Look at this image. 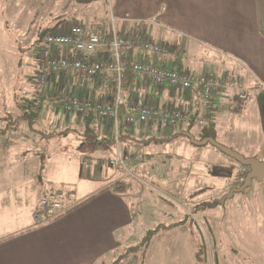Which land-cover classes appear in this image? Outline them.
<instances>
[{"label":"crops","instance_id":"1","mask_svg":"<svg viewBox=\"0 0 264 264\" xmlns=\"http://www.w3.org/2000/svg\"><path fill=\"white\" fill-rule=\"evenodd\" d=\"M51 2L56 14L54 24L60 20H73L90 30L109 29L104 27V19L99 16L107 7V14L119 23V27H115L121 36L137 38L145 27L148 39H143L177 46L174 53L160 55L143 52L138 47L130 48L128 59L131 61L146 59L166 67H181L194 74H214L242 83L251 92L249 101L256 105L258 124L264 134V0ZM63 87L66 98L90 95L95 100H107L113 95V87L104 78L68 76ZM135 89L140 98L148 99L152 105L157 102L160 108L168 110L180 106L182 109L186 105L187 110L204 112L200 92H182L153 84H139ZM50 90L58 93L55 85H50ZM212 101L213 105L208 109L214 114L215 131L219 126L221 104H232L237 111V101L245 102L240 100L236 89L217 90ZM55 106L61 110L56 103ZM49 112L44 111V116ZM31 115L25 118H32ZM59 116L61 118L56 120L53 116L55 121L49 129L39 131L30 127L29 135L39 141L36 147L21 135L18 141L0 142V264H105L118 251L124 229L136 223L137 215L129 199L130 176L109 166L99 167L101 173H98L88 165L92 159L86 151L94 148L93 145L104 150L103 154L97 155V162L115 156L116 148L112 151L109 147L104 149L103 145L111 142L112 135L109 139L104 136L110 129L109 124L99 121L102 135L90 147L87 138L91 135L94 119L98 118L89 120L87 115L63 111ZM17 125V122L9 123L5 130L0 128V134L6 136L17 131ZM137 128L130 127L125 138L148 132V128ZM84 134L85 139L82 138ZM71 135L81 136H77L78 141L71 151L65 149L66 144L60 152L50 149L48 141ZM131 138L135 140V137ZM40 139L47 141L46 144H41ZM102 139L105 140L103 143ZM251 156L260 159L256 152ZM42 161L66 166L62 167L59 176H39ZM53 182L74 186L67 189V196L75 207L59 219L38 224L33 212L39 207L40 196L54 187L50 185ZM143 182L146 187H153Z\"/></svg>","mask_w":264,"mask_h":264},{"label":"rangeland","instance_id":"2","mask_svg":"<svg viewBox=\"0 0 264 264\" xmlns=\"http://www.w3.org/2000/svg\"><path fill=\"white\" fill-rule=\"evenodd\" d=\"M53 10L51 0H0V128L13 119L18 123L17 131L0 134V142L18 141L21 135L36 147L39 141L29 135L30 127L39 131L49 129L53 121L61 118L62 110L54 102L45 101L41 108L35 105L41 66L38 36L41 30L54 25ZM106 11L107 7L99 14L104 27H119ZM133 96L145 100L136 91ZM246 102L237 101V111L232 104L220 105L216 140L246 157L256 152L264 161V134L258 124L257 108L253 101ZM48 110L44 116L43 112ZM28 114L32 118H25ZM99 121L110 124L109 120L94 119L87 138L90 147L102 135ZM137 127L148 128V132L120 141L121 149L135 156L128 162L132 173L126 176H130L132 183L129 199L137 219L133 227L124 229L118 251L105 264H112L117 258L119 264H264V179L254 178L244 191L221 203L231 189L245 182L249 167L211 143H193L185 134L165 141H142L146 137H164L166 130L167 136L184 131L188 128L186 120L172 127ZM201 127L196 122L191 128L196 140L200 139ZM109 128L104 134L108 139L115 132L113 123ZM77 136L48 141L50 149L60 152L66 144L65 149L71 151ZM45 142L41 140V144ZM103 145L112 151L116 148L111 142ZM93 146L86 151L92 159L88 165L101 173L99 167L108 166L101 159L103 163L99 165L96 157L104 150ZM65 166L42 161L38 175L59 176ZM143 181L153 187H146ZM50 185L64 189L66 195L67 189L74 187L58 182ZM212 200H218L217 205L207 207L206 202Z\"/></svg>","mask_w":264,"mask_h":264},{"label":"built area","instance_id":"3","mask_svg":"<svg viewBox=\"0 0 264 264\" xmlns=\"http://www.w3.org/2000/svg\"><path fill=\"white\" fill-rule=\"evenodd\" d=\"M108 30L110 36L107 37L106 29L90 30L77 21L62 20L56 28L44 33L40 42L41 66L37 76L35 105L40 108L45 101L55 102L64 113L78 115H85L93 110L99 120H109L111 125L113 123L116 132V154L105 161L107 166L125 175L132 173L128 162L135 156L123 151L120 146L118 134L121 104L124 105L125 123L129 126L172 127L189 117L186 110H162L158 106L148 104L146 100L139 101L133 93H130L129 99L126 100L123 94V79L128 71L138 81L144 79L149 84L161 88L169 87L182 92L199 91L200 103L204 110L209 107L217 90L236 89L240 100L246 102L251 99L250 90L231 79L218 78L214 74H194L176 68H164L155 61L146 59L129 61L130 48L138 47L143 52L155 55L166 54L167 50L157 42L121 36L114 24ZM75 75L107 79L115 90L114 96L107 100H94L90 95L64 97L63 86L67 83L68 76ZM50 85H55L58 93L51 91ZM200 124H203V120H200ZM68 200L63 190L50 187L42 194L39 209L33 212L34 219L38 224H43L65 215L71 207Z\"/></svg>","mask_w":264,"mask_h":264},{"label":"trees","instance_id":"4","mask_svg":"<svg viewBox=\"0 0 264 264\" xmlns=\"http://www.w3.org/2000/svg\"><path fill=\"white\" fill-rule=\"evenodd\" d=\"M62 20H60V21H57L53 26H51L50 28H45V29H43V30H41V32L39 33V36H38V41L39 42H41V39H42V37H43V35H44V33H46V32H48L49 30H52V29H54V28H56L57 27V25L59 24V22H61ZM107 30V34H106V36L108 37V36H110L109 35V33H110V31L108 30V29H106ZM143 38H147V29H145V27H142V29L140 30V32H139V34H138V37H137V39H143ZM148 39V38H147ZM159 44L160 45H162L166 50H167V52H166V54H169V53H174V51H176V45L175 44H172V43H169V42H164V41H162V42H159ZM129 60V59H128ZM41 61V60H40ZM129 61H131V60H129ZM164 68H167L166 66H163ZM176 69H178V70H180V71H182V72H187V73H192V72H189V71H186V70H183V69H181V67H177ZM207 75V74H206ZM209 75V74H208ZM212 75V74H211ZM139 84H141V85H143V86H145V85H148L149 84V82H147L146 80H144V79H141L140 81H138V79L133 75V74H131L129 71L125 74V77H124V79H123V87H124V92H123V94H124V98L126 99L127 98V96H128V93H132V92H134V90L133 89H135V87H137ZM158 87V86H157ZM166 88H169V87H166ZM169 89H171V88H169ZM136 90V89H135ZM173 90V89H172ZM178 91V90H177ZM196 92H199V91H196ZM114 93H115V90H113V95L112 96H114ZM214 96V95H213ZM95 100V99H94ZM142 100V99H141ZM146 100V99H145ZM148 100V99H147ZM213 97H212V99H211V101H210V104H209V109L211 108V106L213 105ZM155 105H157V102L155 103ZM180 109H181V107L180 106H178ZM178 107H175V108H168L169 110L170 109H176V108H178ZM183 108H182V110L183 109H185L188 113H189V117H188V119L186 120V121H188V128L186 129V130H184V131H180V132H175V133H173L172 135H169V136H167V134L164 136V137H161V138H158V137H146V138H143V140L142 141H144V142H146V143H148V142H150V141H152V139L153 140H162V141H165V140H167V139H173V138H176V137H178V136H180V135H186V136H188L190 139H191V136H193L192 135V133H191V128L194 126V124L196 123V122H199L200 123V120H203V124H201L202 125V127H201V131H200V139L199 140H201V139H203V138H205V137H214V138H216V131H215V122H214V114L213 113H211L210 111H209V109L207 108L206 110H204V113H201L200 114V111L199 110H196V111H191V110H187L186 109V105H183L182 106ZM162 110H165L164 108H162ZM85 115H87V118L89 119V120H91L92 118H94L95 116H96V114H95V112L93 111V110H91L90 112H88L87 114H85ZM11 121V123L13 122V123H16V120H10ZM10 123V124H11ZM137 126H142V125H137ZM150 126H152V125H150ZM6 128H4V130H5ZM129 129H130V126L129 125H127L126 123H125V114H124V105L123 104H121L120 105V111H119V139H120V141H123V140H125V136H126V132H128L129 131ZM64 133V132H63ZM116 132H114L113 134H112V137H111V139H110V141L112 142V143H114L115 144V142H116ZM194 137V136H193ZM195 138V137H194ZM196 139V138H195ZM140 141V140H139ZM129 152V151H128ZM132 154V153H131ZM99 162V161H98ZM100 164H102V162L100 161L99 162ZM60 190H62L61 188H59ZM46 192V191H45ZM42 196V195H41ZM41 196H40V198H41ZM40 198H39V200H40ZM67 199H69L68 198V196H67ZM71 202V201H70ZM217 203H218V200H212V201H207L206 202V206L207 207H212V206H215V205H217ZM74 207H75V203H73V202H71V207L67 210V212H66V214H68L70 211H72V209H74ZM38 209H39V207H38ZM65 214V215H66ZM65 215H61V216H59V217H57L56 219H59V218H61V217H63V216H65ZM56 219H54V220H56ZM51 221H53V220H51ZM120 260H119V258H117L115 261H113V263L112 264H119L120 262H119Z\"/></svg>","mask_w":264,"mask_h":264},{"label":"water","instance_id":"5","mask_svg":"<svg viewBox=\"0 0 264 264\" xmlns=\"http://www.w3.org/2000/svg\"><path fill=\"white\" fill-rule=\"evenodd\" d=\"M191 140L197 145H205L207 143H211L213 146H215L225 154L236 159L242 165L249 167L245 182L239 188L231 189L230 192L220 201L221 203H224L227 198L233 197L236 192L244 191L248 186H250L254 178L258 180L264 179V161L256 157H246L233 148L219 143L214 137H205L201 140H196L193 136H191Z\"/></svg>","mask_w":264,"mask_h":264}]
</instances>
